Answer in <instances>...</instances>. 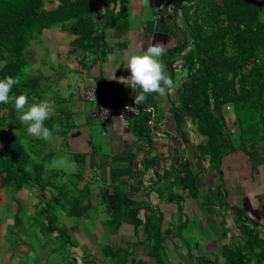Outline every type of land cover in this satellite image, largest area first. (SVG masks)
<instances>
[{"label": "trees", "instance_id": "1", "mask_svg": "<svg viewBox=\"0 0 264 264\" xmlns=\"http://www.w3.org/2000/svg\"><path fill=\"white\" fill-rule=\"evenodd\" d=\"M129 1L0 0V79L18 76L21 83L13 87L11 94L26 92L29 105L45 99L53 104L52 114L45 121V126L50 130L54 131L55 124L63 126L61 119L68 122L71 118L69 101L72 95L66 93L63 97L58 90H44L46 86L43 85L42 76L28 77L25 65L30 46L36 44L43 29L58 23L61 30L73 36L69 40L70 53H76L79 63H90L91 57L87 55L95 58L94 62L99 60L101 63L109 48L105 30L123 32ZM167 8L169 12L164 5L157 9L161 20L166 21L168 17L172 22L169 34L172 30L180 34L179 39L167 46L162 57L167 72L177 83L174 88L177 102H170V116L165 123L168 121V126L173 125L172 129L179 137L174 147L178 160L171 159L166 164L165 155L156 154L153 157L154 174L151 175L155 179L148 181L147 185L143 184V179L134 185L122 178L128 176L130 164H115L107 160L108 170L111 171H107L106 183L114 181V177L119 174L121 180L117 182L122 185L116 189L109 182L110 191L106 183V188L101 189L100 192L109 195L111 205L114 204L108 209L113 211L111 217L102 220L101 224L107 226L104 227L106 232L109 229L108 233L114 234L121 222H127L133 227L135 236L138 232L143 237L139 242L146 247H143L142 254L149 256L153 264H168L170 249L180 248V244L176 243L180 233L172 230L170 222L167 228L161 229L163 215L158 205L150 203L151 198L145 199L150 196L149 192L153 190L150 184L154 182L158 189L155 188L156 195L150 197L162 200L164 190L166 196L163 201L172 203L176 213L183 209V201L190 198L197 199L199 210H205V204L207 212L213 214L214 210L219 215L224 228H219V221L211 227L218 235L217 240L222 241L218 255L220 264H264V217L260 216L264 215V198L254 201L255 215L248 210L246 199L228 203L226 189L215 182L216 179H222V158L235 151L242 152L249 162L251 176L261 168L264 178V0H174ZM181 71L183 75L176 81V74ZM98 79H95L96 83ZM138 91L130 97L133 105ZM46 92L51 94L47 97ZM94 92L97 96V88H94ZM97 99L103 105L119 104L118 101H107L99 96ZM159 99L158 94L149 95L143 104L135 105L138 113L127 118L126 127L135 136L131 145L133 150H143L145 153L153 146L157 133L164 134L161 127L163 120L158 117L162 115L157 106ZM143 106H153L155 112L158 111L151 123L148 122L150 114L140 110ZM87 114L88 119L95 118L88 111ZM187 120L190 122L188 127L185 126ZM59 132L65 134V130L59 129ZM35 142L41 146L40 149L32 147ZM28 143L30 149L24 147ZM48 145L45 140L29 134L27 126L20 124L13 104H0V189L5 187L11 191L12 188L17 190L16 193L21 190L31 192L37 186L38 191L45 190L50 184L43 176L42 161L36 160V151H41L44 157L51 156V149L48 153L44 152ZM187 149H191L189 155ZM140 166L143 170L147 168V165ZM201 171L210 173L215 184L203 183L205 198L199 199L196 175ZM83 179L87 182L89 178ZM146 186H149V191ZM55 187L56 184L52 186L53 189ZM77 190L79 196L89 195V189L84 184ZM63 194L59 189L55 195H50L48 201H43L39 211L48 213L55 203L53 198ZM87 205L76 206L74 203L66 211L67 216L75 218L70 227L56 223V216L51 213L46 216V221L34 218L31 226L38 223L40 230L34 225L40 235H35L37 244L51 252L60 250L57 263L63 261L64 264H75V257L67 250L76 243L67 230L71 231L75 222L80 226ZM249 214L254 215V218H249ZM233 215L234 223L229 225L228 219ZM15 216L19 217L18 214ZM257 217L261 220L258 221ZM154 219L158 220L157 224ZM10 225L11 228L16 227L13 218ZM137 241L136 236L125 247L117 248L108 242L96 254L98 257L115 258L111 264H134L135 259L130 255ZM25 242L22 239L13 241L11 247ZM29 246L27 243L26 247ZM189 249L185 248V251ZM211 254L212 259H206L207 262L218 264V257ZM88 256L94 259L95 254ZM80 264L87 262L80 260Z\"/></svg>", "mask_w": 264, "mask_h": 264}, {"label": "rangeland", "instance_id": "2", "mask_svg": "<svg viewBox=\"0 0 264 264\" xmlns=\"http://www.w3.org/2000/svg\"><path fill=\"white\" fill-rule=\"evenodd\" d=\"M169 2L173 3L174 0H168L166 2L168 5H171ZM168 5H165L164 7L167 9ZM133 11L135 13H133ZM156 11L157 9L151 5L148 0H130L128 5L127 22L119 38L127 37L131 40H134L137 33L142 30V24H147L149 22L148 20L154 21L153 16L150 14ZM168 20L170 26H172V22L170 19ZM160 26V23H158V28H160ZM161 28L163 27L161 26ZM67 37L68 39H71L72 35L67 34ZM164 43L165 42H163V44ZM139 44L140 41L139 43L137 42L135 44L134 48L129 46L130 49H133L131 50L132 53L130 52L129 56L133 54H141L144 47H142L143 49L139 48ZM34 46V44L30 46L31 49L29 54H33L34 58L38 61V65L35 67L36 64L34 58H32L30 55L27 57L25 69L28 71L26 72L28 77L40 76L39 72L42 70L40 68L47 63L54 69L53 75L55 83L51 85V80L49 82L46 79H43L45 83L43 85L48 87L47 89L51 90L52 92L60 90L61 94H63V97L66 96L67 91L71 89L72 84H74L75 81L79 79V76L74 71H71L68 75L69 81H66L68 79H66V76L70 69L67 63L64 61V52L62 50H58L55 53L50 54V46L40 44L37 48H33ZM117 50L118 48L115 46V52ZM127 51H125V53ZM127 61L128 59L126 60L124 69H127ZM97 62H99V60ZM181 75H183V71L177 72L176 81ZM62 80H65L68 85L62 86V84L65 83ZM176 84L177 83H175V85ZM46 87H44V90H46ZM113 88L114 89L112 92L116 93L117 91H114L116 86ZM129 91L132 92V89ZM46 94L48 97L51 92H46ZM69 102L70 109L72 110L71 118L68 120V122H65L61 119V121L64 122L63 126H57L56 124L53 125L54 131L52 138L51 140L45 141L46 144L49 143V145L44 148V152L48 153L49 149H51L52 155L44 157V154L41 153V151L35 150L37 152L36 160L42 161L44 173L43 176L50 185L47 186L45 190L43 188L42 191H38L37 186H35L31 192L23 191L24 193L21 194V197H19L20 194H16L17 190L13 188L12 191L7 190L5 187L0 189V264H15L17 258L18 262L16 264H64L63 261H59L57 263L58 253L60 250H53L51 252L50 250L42 248L39 246V244H37L35 235L38 234L36 227L39 230V224H34L36 227L31 225L34 223L35 219L46 221V216L48 213H51L56 216V223H59V225L66 224L67 227H70L74 222L72 219L75 218L67 216L65 213L74 205V203L76 206L79 204L88 203L87 207L85 208L84 216L80 226L75 222L73 227H71L72 232L67 230L70 232L76 243L75 246H70L67 250H70L69 252L71 253V256L75 257V264H80V260L86 261L87 264H111V261L115 260V258L109 256L98 257L96 251L101 252L102 249H104L109 243L115 246V248L125 247L129 241H134L136 236L138 237L139 241L133 244L130 255L135 259L134 264H153L149 256L142 254L143 247L145 246L139 242L140 238L142 239L143 237L139 236L138 232L135 236L133 227L130 224L125 221L121 222L117 230L120 233L117 234H109V229L106 232L105 228H107V226H105V223L101 224L102 220L106 221V218L111 217L113 211L108 209L112 208V205H114H111V200L107 193L105 194L104 192H100L101 189H103V187L106 188V184H108L107 189L110 191L109 182L112 183L111 187L116 189H118L117 187L122 184L117 182L121 180L119 174L113 179L116 181L115 184L114 181L111 180L106 183L108 180L107 170L103 167L100 168L98 161L102 157L104 159V163L107 162V160H110L111 162L114 161L113 163H115V161L118 162L117 157H110L107 156V154L112 153L111 151L113 148L110 146L112 142L117 148H120L121 143L118 142L117 144L114 141L113 133L110 131L111 129L107 127L106 124H102L104 122L100 123L98 119L96 120V118L88 119L85 114L80 112L78 113L74 108V99L72 96ZM86 103L81 106L83 108V112L91 108ZM189 125L190 122L188 120L185 121V126L188 127ZM58 128L60 130H65V134L60 133ZM161 137V141H164L165 144V137ZM35 146L38 149L41 148V146L36 142L32 147L37 149ZM24 147L26 149H30V143ZM130 148L132 149L131 146ZM186 151H188V149ZM93 160L95 161V168L94 166L91 167V161ZM221 170L222 179H216L215 182L216 184H219L220 187L222 185L226 187L228 192L226 201L228 203L232 202L231 200L233 197L241 195L242 192H246L243 190H251L252 183L251 185L248 184V178L251 175L249 162L245 159V156L240 151H235L224 156L222 158ZM193 171L195 172L196 170L193 168ZM86 174L88 176H93L92 178L87 177V179L89 178L88 180L86 179L87 182L83 179L84 175ZM95 175L101 176V178H95ZM262 175L263 171L261 168L259 172L252 173V176L259 179L258 182L260 181V185L254 184L257 182V179L254 178L253 190L246 192V195L244 196L248 199H251L250 201H252V205H248V210L254 212L253 214L255 215L256 203H254V201L258 200L260 197L264 198V180H262ZM236 178L241 181L239 183L243 184V189L240 188L239 184H235ZM215 182H213V177L207 172L203 173L201 171L196 175V184L198 183L197 193L199 199L205 198V195L202 192L204 186L203 183H211V185H213ZM52 184H56V186L62 192H64V194L53 198L55 199V203L52 207H50V211H48V213H41V211H39V208L43 207L41 204H44V202L48 201L53 194L55 195L56 191H59L57 187L53 189ZM83 184L89 189V195L87 194L86 197L78 195L79 190L77 189H80ZM150 187L155 189L158 186L156 183H152ZM256 187L260 189L259 192H257ZM146 188L149 191V186H146ZM36 190L38 191L39 195ZM149 198L150 196L145 197V199ZM11 200H15L16 202L12 203ZM76 200L79 202V204H77ZM150 203L157 204L163 215L160 225L161 229L167 228L168 222H170L172 224V230H178L180 233V236H177L180 237V239L174 238L176 239V243L178 245L180 244V248L175 250L170 249L168 253V264H209L206 259H212L211 253L218 257V264L221 263V258L218 255L222 241L217 240L218 235L211 225H215L217 224V221H219L218 226L222 229L224 228V224L222 221H220L221 218L217 213H215L214 210L213 214L211 212H207L205 204L203 206L205 210H199V207H197V205L199 206L197 199L194 200L190 198L183 201V209L177 213L172 203H160L154 198L151 199ZM173 203L176 204L175 200H173ZM11 205L15 210L14 212L11 208ZM26 205L30 206L28 210H26ZM176 207L178 208V206ZM15 214H18L20 218L15 216ZM65 216H67V219ZM248 216L249 218H254V215L252 214H249ZM11 217L13 218L14 224L17 228H11ZM257 219L258 221L261 220L260 217H257ZM6 221L9 223L6 224ZM154 223L157 224L158 220L154 219ZM109 226L110 225H108V228ZM37 236L40 235L38 234ZM19 239L25 240L30 245V248L26 247L27 243L25 242L17 243L13 250L5 249L6 245H8V241H16ZM167 243L169 247V241H167ZM185 248L187 250L189 248L190 249L189 251H185ZM209 251H211V253H208ZM93 253L95 256H93L94 259H91V256H88V254L92 255ZM39 261H41V263Z\"/></svg>", "mask_w": 264, "mask_h": 264}, {"label": "crops", "instance_id": "3", "mask_svg": "<svg viewBox=\"0 0 264 264\" xmlns=\"http://www.w3.org/2000/svg\"><path fill=\"white\" fill-rule=\"evenodd\" d=\"M150 2L151 5H153L156 9L160 8L161 5H168L166 2L168 0H148ZM170 1V0H169ZM164 2V3H163ZM170 3V2H169ZM172 4V3H170ZM170 6V5H168ZM167 6V7H168ZM169 8H167L168 10ZM170 11V9L168 10V12ZM133 13H135L133 11ZM151 16H153L154 21H150L147 24H142V30H140L137 35L135 36L134 40L129 39L127 37H120V34L118 32V30L115 29H106L105 30V35H106V39H107V45L109 46L108 50H107V56L104 55L102 57V62H94L95 58H93L91 55H87L86 57H91V62L90 63H86L83 61V63H79L77 60V55L75 52L70 53V46H68L69 44V40L67 37V34L65 31L61 30L59 28V24L56 23L55 26H51L50 28H46L43 29L41 31V34L39 35V37H37V41H35L36 44H34L35 46L33 48H37L38 45L40 44H45L51 47V53H55L58 50H62L64 52V61L67 63L70 71L68 72L67 76H66V81H69V73L71 71H74L78 76L79 79L75 81L74 84H72L71 89L69 91H67V94H71L72 98L74 99V108L76 109V111L79 113H83L85 114L86 117H88L87 111L90 112L91 115V110L93 109V107L95 106L96 103H98V99L97 96H99L100 98L102 97V99H106L107 101H109L110 99L114 100V101H118V103H126V102H130V97L136 93L132 90V92H130L129 90H131V87L128 85H125L123 83L120 82V78H128L130 76V72L128 69H124L125 68V63L126 60L130 57L129 54L130 52L132 53L129 46H132L133 48L135 47V44L140 41V44L138 45L139 48L144 47L143 50L146 49V47L148 46V42L151 40V42L153 44L155 43H163L166 44L167 46L172 45V41L174 42V40L179 39L180 34L179 31L177 30H172L173 32H171V34H169V30H170V24H169V20L168 17L165 20H161V15L159 16L158 11L153 12L150 14ZM158 16V17H157ZM158 23H160V25L163 27L158 28ZM107 31V33H106ZM109 31V33H108ZM165 32H167L168 34H166ZM73 37V36H72ZM68 40H67V39ZM65 39V40H63ZM66 41V42H64ZM64 42V43H63ZM115 46L118 48V50L115 52ZM114 50V52H113ZM128 50V51H127ZM125 51H127L125 53ZM98 52V51H97ZM32 58H34L33 54H29ZM101 58V57H100ZM35 61V67L38 65V61L34 58ZM34 67V68H35ZM102 68V69H100ZM40 69H42L39 72V75L43 77V79H46L47 81L50 82V80L52 81L51 85L55 83V79H54V69L51 65H48L47 63L41 67ZM35 70V69H34ZM99 78L97 83L95 82V79ZM65 82V80H62ZM61 81V82H62ZM68 84L65 82L62 84V86H67ZM87 86H93L95 87V89L97 88V96L95 94V98L92 99L91 101H85L84 99L81 98V92L82 90L87 87ZM116 86L114 91H117L116 93H113V87ZM48 88V87H46ZM60 91V90H58ZM73 91V92H72ZM95 93V92H94ZM173 91L171 95H167V96H159L160 99L157 100V106H159L160 110L159 112L162 115H158V117L160 116L161 119L163 120L162 122V131L163 133H157L158 136H156V139L153 143V146L150 149L145 150V153H143V150L141 151H133V149L130 148V146L132 145V143L134 142V134L132 132H130L126 125H127V120L124 121H116L112 118L107 119L104 121V123L102 124H106L107 127H109L110 131L113 133V138L114 141L118 144V142L121 143L120 148L115 147L113 142L111 143V147L112 149V153H108L107 156L110 157H117V161L118 162H122L125 165L130 164L131 168L129 169L128 172V176L124 175L122 176L123 179H126V181L128 183L133 182V184L135 185L138 180L143 179L144 181V185H147L148 181H153L155 179V177L153 178L151 175L154 174L153 173V166H154V159L153 157L156 154L161 153L162 155H165V160H166V164H168L169 161L172 160H178L176 157V153L177 150H174V147L176 145V143L179 141V137L176 135V132H174L173 125L169 124L170 126H168L167 122L165 123L166 119H169V107H170V102H177V97H176V93ZM95 100V101H94ZM87 102V103H86ZM88 104L89 107H91L90 109H88L87 111L83 112V108L81 107L84 104ZM160 119V120H161ZM97 120V119H96ZM161 136L165 137V144L164 141H161ZM116 144V146H117ZM164 144V145H163ZM174 145V146H173ZM114 146V147H113ZM182 150V149H181ZM191 149L189 150V152L187 153L188 155L191 153L190 152ZM242 153V152H241ZM143 154V155H142ZM179 154V152H178ZM106 156V157H107ZM143 157V158H142ZM148 158V159H145ZM168 159V160H167ZM91 160V159H90ZM104 159L101 157L99 159V167L100 168H105L108 172V165L107 162H103ZM130 161V162H129ZM94 160L91 161L92 167L94 164ZM101 162V163H100ZM112 163V162H110ZM116 164V161H115ZM140 165H147L144 170L141 168ZM86 167V165H85ZM95 168V167H94ZM111 171V170H110ZM142 171H145L142 174ZM210 174V173H209ZM211 175V174H210ZM114 176V175H113ZM212 176V175H211ZM251 176V175H250ZM249 176V181L248 184L251 185L252 183V187L251 190H253V180L254 176ZM84 177H90L92 178L93 176H88L87 174L84 175ZM101 178V176H96L95 178ZM257 182L254 184H259L260 181L258 182V178ZM262 180H264V178H262ZM238 178L235 179V184L236 185H240V188H244L242 183ZM154 183V182H152ZM207 184V183H205ZM211 183H208L207 185H209ZM151 185V184H150ZM227 185V183H226ZM260 185V184H259ZM258 185V187H259ZM224 187V186H223ZM257 188V192L260 191V189ZM226 189V187H224ZM251 190H243V191H251ZM156 190L153 189L151 190L150 196H155ZM227 192V190H226ZM246 192H242L241 195L239 196H235L232 198V202L237 201L240 202L242 199H246L248 201V203L250 205L252 201H250L251 199H248L247 197H244L246 195ZM254 192H255V188H254ZM24 193L23 190H21L20 192H17L16 194L19 195V197H21V194ZM164 190L162 193V197H164L165 199V194H164ZM228 194V192H227ZM152 197H150L152 199ZM255 198V197H254ZM155 199V198H154ZM158 199V198H157ZM162 200H157L160 203H166L165 201ZM253 199V198H252ZM3 202V201H2ZM12 203H15V200H11ZM27 209L30 208L29 205H26ZM11 208L13 209V206L11 205ZM248 208V207H247ZM15 210L13 209V212ZM262 217H264V215H260ZM65 218L67 219V216H65ZM74 220V219H73ZM9 222L6 221V224H8ZM12 223V217H11V222ZM17 228V227H15ZM14 231V230H13ZM120 233L119 231L116 232ZM11 244L8 241V245H6L5 249H9V250H13L14 248L11 247ZM28 248V247H27ZM18 262V258L16 259V263ZM41 263V261H39ZM15 263V264H16Z\"/></svg>", "mask_w": 264, "mask_h": 264}, {"label": "clouds", "instance_id": "4", "mask_svg": "<svg viewBox=\"0 0 264 264\" xmlns=\"http://www.w3.org/2000/svg\"><path fill=\"white\" fill-rule=\"evenodd\" d=\"M166 48V44H153L150 40L146 50H143L141 54H133L128 58L127 69L130 72V76L128 78H120V82L130 86L134 92L139 89L138 93L134 96L135 105L143 104L147 97L153 93L163 97L170 93L172 94L174 91L176 86L175 82L167 72L166 64L162 60V57L166 53ZM20 83L21 80L18 76H6L0 79V104H13L14 110L17 113V119L21 125L27 126L29 134L45 141L51 140L53 131L45 126V121L48 120L52 114L53 104L45 99L29 105L26 92L19 95H12L13 87ZM87 87L95 88L93 86ZM128 103L132 104V102ZM135 109L134 107L129 108V110ZM154 110L156 109L154 108ZM155 114H158V111L155 112ZM234 220V215L230 216L228 224L231 225L234 223ZM12 242L13 241L10 240V243Z\"/></svg>", "mask_w": 264, "mask_h": 264}, {"label": "built area", "instance_id": "5", "mask_svg": "<svg viewBox=\"0 0 264 264\" xmlns=\"http://www.w3.org/2000/svg\"><path fill=\"white\" fill-rule=\"evenodd\" d=\"M94 96L95 93L92 87H87L83 89L81 94L82 99L87 101H91L92 99H94ZM132 107L136 109L129 110V108ZM140 110L150 114L148 122L151 123L155 114L154 108L152 106H147L140 108ZM137 113H138V108L131 103L119 104V105H113L111 103H108L107 105H103L101 103H96L93 109L91 110V116L98 119V121H105L110 118H113L118 121H123L126 120L132 114H137Z\"/></svg>", "mask_w": 264, "mask_h": 264}]
</instances>
